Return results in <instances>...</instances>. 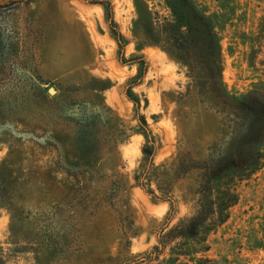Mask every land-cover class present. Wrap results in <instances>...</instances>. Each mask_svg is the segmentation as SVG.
<instances>
[{
	"label": "rangeland",
	"instance_id": "obj_1",
	"mask_svg": "<svg viewBox=\"0 0 264 264\" xmlns=\"http://www.w3.org/2000/svg\"><path fill=\"white\" fill-rule=\"evenodd\" d=\"M140 1L154 16L171 18L164 0ZM199 1L211 11L229 4ZM111 2L125 57L148 61L132 90L159 142L155 164L219 139L248 93L256 115L264 91V0L229 4L220 67L232 103L223 113L159 45L136 44L134 0ZM135 74L136 65L119 62L101 6L0 0V264H264V141L255 146L257 169L236 182L238 200L224 222L204 240L178 237L142 260L169 204L134 185L144 137L134 130V104L124 90ZM175 193L177 213L166 229L197 207L195 198L186 203Z\"/></svg>",
	"mask_w": 264,
	"mask_h": 264
},
{
	"label": "trees",
	"instance_id": "obj_2",
	"mask_svg": "<svg viewBox=\"0 0 264 264\" xmlns=\"http://www.w3.org/2000/svg\"><path fill=\"white\" fill-rule=\"evenodd\" d=\"M82 1L102 7L109 32L117 44L119 62L136 65V74L129 78L124 90L126 97L134 104L137 120L134 130L144 137L142 156L134 172V185L153 200L169 204L156 244L141 256L142 260L150 261L158 257L166 245L176 238L199 242L204 240L209 230L227 219L228 208L238 200L236 182L254 173L261 160L255 146L264 141V91L261 92L260 108L255 116L252 115L248 100L251 97L248 95L252 93H248L243 102L233 109L237 118L222 128L219 139L205 146L196 143L192 149L178 151L169 161L155 164L159 142L148 127L145 117L139 113L140 99L132 90L142 82L148 61L142 54L125 57L126 38L114 19L111 0ZM232 1L225 0L229 4ZM134 2L138 11L134 31L136 44L159 45L186 68L188 76L211 104L210 107L223 113L224 106L232 103V97L225 91L222 81L220 30L232 5L225 4V11L216 5L220 10L211 11L208 5L199 0H164L171 13V18H168L158 13L154 16L148 8L140 5V0ZM107 87L105 84L101 89ZM111 183L120 189L124 186L118 181ZM176 190L182 195L183 202L195 198L197 207L191 216L183 217L166 229L177 213ZM136 263L138 261L133 264Z\"/></svg>",
	"mask_w": 264,
	"mask_h": 264
},
{
	"label": "water",
	"instance_id": "obj_3",
	"mask_svg": "<svg viewBox=\"0 0 264 264\" xmlns=\"http://www.w3.org/2000/svg\"><path fill=\"white\" fill-rule=\"evenodd\" d=\"M49 92H50V93H53V88H50V89H49Z\"/></svg>",
	"mask_w": 264,
	"mask_h": 264
}]
</instances>
